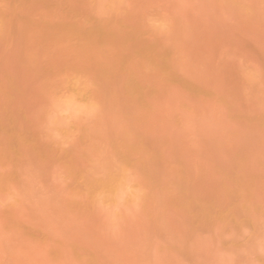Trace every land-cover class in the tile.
Here are the masks:
<instances>
[{
    "label": "rangeland",
    "instance_id": "rangeland-1",
    "mask_svg": "<svg viewBox=\"0 0 264 264\" xmlns=\"http://www.w3.org/2000/svg\"><path fill=\"white\" fill-rule=\"evenodd\" d=\"M0 264H264V0H0Z\"/></svg>",
    "mask_w": 264,
    "mask_h": 264
}]
</instances>
